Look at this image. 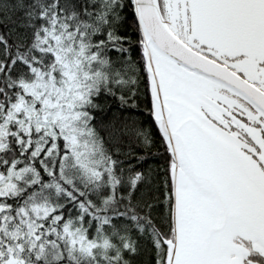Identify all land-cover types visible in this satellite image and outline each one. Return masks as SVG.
Listing matches in <instances>:
<instances>
[{
  "label": "snow or ice",
  "instance_id": "snow-or-ice-1",
  "mask_svg": "<svg viewBox=\"0 0 264 264\" xmlns=\"http://www.w3.org/2000/svg\"><path fill=\"white\" fill-rule=\"evenodd\" d=\"M0 264H264V0H0Z\"/></svg>",
  "mask_w": 264,
  "mask_h": 264
}]
</instances>
